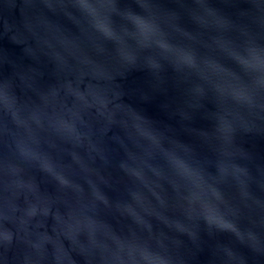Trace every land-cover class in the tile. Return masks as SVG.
I'll list each match as a JSON object with an SVG mask.
<instances>
[{
  "label": "water",
  "instance_id": "obj_1",
  "mask_svg": "<svg viewBox=\"0 0 264 264\" xmlns=\"http://www.w3.org/2000/svg\"><path fill=\"white\" fill-rule=\"evenodd\" d=\"M0 264H264V0H0Z\"/></svg>",
  "mask_w": 264,
  "mask_h": 264
},
{
  "label": "snow or ice",
  "instance_id": "obj_2",
  "mask_svg": "<svg viewBox=\"0 0 264 264\" xmlns=\"http://www.w3.org/2000/svg\"><path fill=\"white\" fill-rule=\"evenodd\" d=\"M221 226L224 227V228H228L229 227L228 225H225V224H222V223H221Z\"/></svg>",
  "mask_w": 264,
  "mask_h": 264
}]
</instances>
